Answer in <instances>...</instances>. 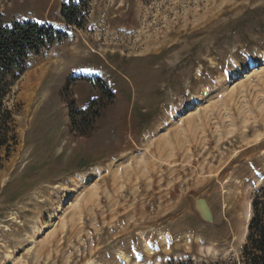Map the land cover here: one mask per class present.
Instances as JSON below:
<instances>
[{
  "label": "rangeland",
  "instance_id": "obj_1",
  "mask_svg": "<svg viewBox=\"0 0 264 264\" xmlns=\"http://www.w3.org/2000/svg\"><path fill=\"white\" fill-rule=\"evenodd\" d=\"M79 1L81 26L73 0H0L5 24L62 33L7 99L0 264H240L264 185V0Z\"/></svg>",
  "mask_w": 264,
  "mask_h": 264
},
{
  "label": "trees",
  "instance_id": "obj_2",
  "mask_svg": "<svg viewBox=\"0 0 264 264\" xmlns=\"http://www.w3.org/2000/svg\"><path fill=\"white\" fill-rule=\"evenodd\" d=\"M83 1L63 4L61 17L67 25H77ZM62 39V33L48 24L31 21L5 24L0 15V167L9 156L16 139L12 129V111L7 99L14 82L26 70L30 53H38ZM109 96L110 94L105 91ZM80 112L70 110L71 124L75 125V115ZM2 151L4 154L2 155ZM240 264H264V185L257 188L251 197V216L239 255ZM164 264H224L221 262L197 263L191 258L169 261Z\"/></svg>",
  "mask_w": 264,
  "mask_h": 264
},
{
  "label": "bare ground",
  "instance_id": "obj_3",
  "mask_svg": "<svg viewBox=\"0 0 264 264\" xmlns=\"http://www.w3.org/2000/svg\"><path fill=\"white\" fill-rule=\"evenodd\" d=\"M154 48V47H153ZM188 202V201H187ZM189 203H190V206L192 207H194V210L195 211H197L198 212V214H199V216H202V217H204V219L206 220V221H208V222H212L211 221V217H210V215H209V217H208V215H207V212H205V211H202V209L203 208H205L204 207V205H203V203L200 201V200H198V199H194L193 198V200L190 198L189 199ZM204 210V209H203ZM194 213V212H193ZM191 214V213H190ZM197 214V215H198ZM134 215V214H133ZM139 215V214H138ZM158 217V216H157ZM202 217H200V218H202ZM128 220V219H127ZM133 220V219H132ZM141 221V220H140ZM203 221V220H202ZM142 222V221H141ZM139 223V222H138ZM134 224V223H133ZM136 225V224H135ZM133 227H134V225H133ZM135 234H137V233H135ZM143 235V234H142ZM133 238V237H132ZM176 241V240H175ZM195 242V241H194ZM128 245V244H127ZM132 247V246H131ZM188 248V247H187ZM133 249V248H132ZM131 249V250H132ZM146 250H147V252H149V253H151L152 254V251H153V249H152V247H151V245H150V243L148 242L147 244H146ZM120 259L122 260V259H124V258H126L125 259V261L126 262H129V258L128 257H126L125 256V252L124 251H120ZM136 254H134L133 255V257L135 256ZM149 256V255H148Z\"/></svg>",
  "mask_w": 264,
  "mask_h": 264
},
{
  "label": "crops",
  "instance_id": "obj_4",
  "mask_svg": "<svg viewBox=\"0 0 264 264\" xmlns=\"http://www.w3.org/2000/svg\"><path fill=\"white\" fill-rule=\"evenodd\" d=\"M76 1H78V0H73V2H76Z\"/></svg>",
  "mask_w": 264,
  "mask_h": 264
}]
</instances>
